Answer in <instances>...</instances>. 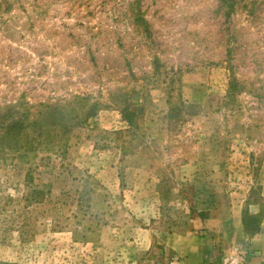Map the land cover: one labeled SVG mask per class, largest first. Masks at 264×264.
I'll list each match as a JSON object with an SVG mask.
<instances>
[{"label":"rangeland","instance_id":"1","mask_svg":"<svg viewBox=\"0 0 264 264\" xmlns=\"http://www.w3.org/2000/svg\"><path fill=\"white\" fill-rule=\"evenodd\" d=\"M223 1L0 0V264H262L264 0Z\"/></svg>","mask_w":264,"mask_h":264},{"label":"trees","instance_id":"2","mask_svg":"<svg viewBox=\"0 0 264 264\" xmlns=\"http://www.w3.org/2000/svg\"><path fill=\"white\" fill-rule=\"evenodd\" d=\"M223 2L225 7H229V8L233 7L232 3L231 4L229 3V0H224ZM131 116L132 114L126 111L125 117L128 122H132ZM21 127H22L21 122H12L11 124H9L8 126L6 125L5 127L3 125L0 131L3 130V135L6 136L12 142L16 143L17 135L18 133L21 132ZM19 140L20 139H18V141ZM263 217H264V210H261L257 214L244 213V217H243L244 234H246L247 236H253L258 232H261ZM262 264H264V261L262 262Z\"/></svg>","mask_w":264,"mask_h":264}]
</instances>
